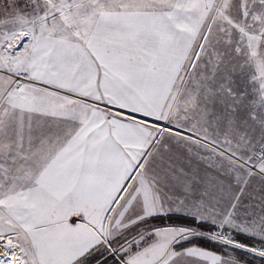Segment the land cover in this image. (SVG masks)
<instances>
[{"label":"snow or ice","instance_id":"1","mask_svg":"<svg viewBox=\"0 0 264 264\" xmlns=\"http://www.w3.org/2000/svg\"><path fill=\"white\" fill-rule=\"evenodd\" d=\"M0 264H264V0H0Z\"/></svg>","mask_w":264,"mask_h":264}]
</instances>
